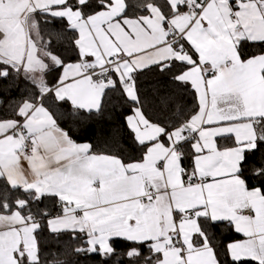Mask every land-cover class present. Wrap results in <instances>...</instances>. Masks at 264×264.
<instances>
[{
    "label": "snow or ice",
    "instance_id": "1",
    "mask_svg": "<svg viewBox=\"0 0 264 264\" xmlns=\"http://www.w3.org/2000/svg\"><path fill=\"white\" fill-rule=\"evenodd\" d=\"M0 264H264V0H0Z\"/></svg>",
    "mask_w": 264,
    "mask_h": 264
}]
</instances>
